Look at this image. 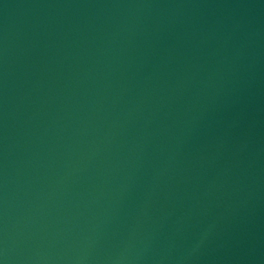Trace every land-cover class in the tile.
<instances>
[{
	"label": "water",
	"instance_id": "obj_1",
	"mask_svg": "<svg viewBox=\"0 0 264 264\" xmlns=\"http://www.w3.org/2000/svg\"><path fill=\"white\" fill-rule=\"evenodd\" d=\"M0 264H264V0H0Z\"/></svg>",
	"mask_w": 264,
	"mask_h": 264
}]
</instances>
